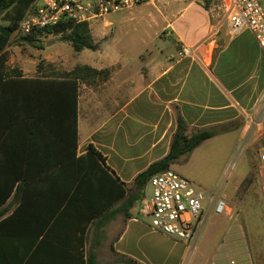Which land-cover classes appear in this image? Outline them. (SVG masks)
Listing matches in <instances>:
<instances>
[{
    "label": "crops",
    "instance_id": "obj_1",
    "mask_svg": "<svg viewBox=\"0 0 264 264\" xmlns=\"http://www.w3.org/2000/svg\"><path fill=\"white\" fill-rule=\"evenodd\" d=\"M152 1L156 0L147 3ZM154 5L149 8L148 22L156 31L172 36L173 49L165 47V51L143 60L136 81H132L124 63L121 73L109 74L96 85L79 83L75 156L93 147L104 158L106 171L118 179V185L99 173L95 164L83 167L71 160L60 138L59 122L52 117L47 121L30 120L26 125L18 118L0 133V264H82L83 250L97 241L94 226H86L81 236V220H75L77 226H73L71 218L49 217L51 209L63 207L66 193L73 195L82 168L83 175L92 172L101 178L85 182L84 195L77 197L73 210L86 206L83 216L99 210H121L98 230L102 235L95 250L98 264H116V254L140 264H179L185 256L181 244L152 231L138 214L139 208L135 210L137 203L130 209L125 198L130 196L134 178L168 154L178 118L188 135L226 129L208 140L235 131L239 140L243 124L244 132L255 126L264 115V52L250 32L232 36L226 25L213 42L207 40L210 26L217 21L208 0H193L172 12L171 17ZM191 10L193 15L189 14ZM219 16L216 14V18ZM178 42L198 46L202 55L213 49L210 64L205 58L204 63L177 59L171 51H176ZM168 49L170 54H166ZM10 68L19 69L25 79L48 75ZM185 156L170 168L183 162ZM180 173L185 175V171ZM121 192L122 198L116 201Z\"/></svg>",
    "mask_w": 264,
    "mask_h": 264
},
{
    "label": "rangeland",
    "instance_id": "obj_2",
    "mask_svg": "<svg viewBox=\"0 0 264 264\" xmlns=\"http://www.w3.org/2000/svg\"><path fill=\"white\" fill-rule=\"evenodd\" d=\"M192 1L156 0L91 23L89 30L98 45L96 51L75 53L68 42L54 35L37 36L33 46L14 34L6 49L9 66L34 72L40 64L43 68L41 72L56 75L77 65H88L112 74L121 73L126 63L125 70L132 81H136L141 74L143 60L150 54L157 55L159 50L165 51V47L173 49L172 36L169 38L167 32L156 31L152 22H148L151 19L149 8H154L156 3L167 17H171L172 12ZM208 1L215 20L219 19L220 16L216 18V14H221L219 1ZM189 14L193 15L194 10ZM175 48L176 51L171 53L177 58V43ZM170 50L166 54H170ZM258 123L259 126L247 128L245 132L243 124L239 129L242 133L239 140L235 131L206 141L186 154L183 162L170 168L180 175V171H185V175L181 176L209 193H214L228 174L220 193L228 211L208 216L190 264L206 261L216 252L226 234H229L227 241L233 242L230 247L235 248L236 253L244 255L249 252L253 264H264V175L260 162V155L264 154V115L260 116ZM149 192L150 189H147ZM139 206L140 201L135 210Z\"/></svg>",
    "mask_w": 264,
    "mask_h": 264
},
{
    "label": "trees",
    "instance_id": "obj_3",
    "mask_svg": "<svg viewBox=\"0 0 264 264\" xmlns=\"http://www.w3.org/2000/svg\"><path fill=\"white\" fill-rule=\"evenodd\" d=\"M36 0H0V133L5 129H9L14 121L18 118L26 122L32 120L47 121L48 117H52L59 122L60 138L65 142L68 156L71 160H75L77 165L87 167L88 165H96L99 173L108 177L115 185H118V179L113 178L106 170L104 158L93 147L89 146L87 152L76 158L77 147V97L79 83L83 82L88 86L96 85L100 80H106L109 76L107 70H97L88 65H77L72 70L59 74H48L40 77L25 79L21 78L20 70L10 68L8 66L9 55L6 51L10 44L12 36L18 29L19 22L25 16L29 7ZM5 22L6 24H2ZM54 35L59 36L61 40L68 42L75 53L83 50L96 51L98 45L94 43L89 25L87 23H75L72 20L64 19L54 26L40 29L32 32L30 36L21 37L24 41L35 46V38L37 36ZM41 65H37L36 71H42ZM48 108L49 112L40 113L32 112L33 109ZM45 114L46 116H42ZM36 117V118H35ZM46 117V118H45ZM54 132V131H53ZM222 133L217 129L199 130L190 135L187 134V128L183 121L178 118L177 128L170 142L168 154L161 160L153 162L144 171L140 172L133 180V187L129 198H125V204L129 202L132 209L136 203L142 199V193L149 179L165 170L170 169L180 157L192 152L202 142L213 138L217 134ZM70 160V159H67ZM63 162V161H61ZM69 162V161H68ZM80 169V168H79ZM85 169V168H84ZM77 175L75 181V191L73 195L66 193L64 195L63 207L60 209H51L50 216H58L59 218L73 219V226H77L75 220L83 222V228L79 231L82 236L86 230V226L92 225L97 231V241L83 250L82 264H98L96 248L99 246L102 235L99 229L106 222L111 220L115 212L99 210L93 215L83 216L84 207L73 210V203L78 196H83V188L85 182H93L101 178L98 173H88L87 176L82 174L84 170ZM120 187V186H119ZM122 191V190H121ZM122 198L116 196V201ZM65 204V205H64ZM81 247H84L83 239L80 237ZM112 251H113V247ZM116 264H140L128 257L116 254Z\"/></svg>",
    "mask_w": 264,
    "mask_h": 264
},
{
    "label": "built area",
    "instance_id": "obj_4",
    "mask_svg": "<svg viewBox=\"0 0 264 264\" xmlns=\"http://www.w3.org/2000/svg\"><path fill=\"white\" fill-rule=\"evenodd\" d=\"M150 0H36L19 22L15 35L27 37L34 31L57 25L64 19L75 23H91L146 4ZM221 17L209 28L208 39L213 42L220 29L226 25L229 34L250 32L258 47L264 52V0H218ZM177 59L189 58L210 64L212 51L199 54L198 46L177 43ZM259 122V121H258ZM256 122L255 125L259 126ZM250 128V127H249ZM264 175V154L260 155ZM228 174L220 181L218 189L209 193L193 181L168 169L152 176L148 181L149 193L140 202L138 214L147 220L148 227L163 234L186 249L179 264H190L197 249L202 230L211 213L221 215L228 211L221 189ZM229 234L208 259L206 264H253L249 255L236 253L227 241ZM245 247L247 245L245 243ZM246 257V258H244Z\"/></svg>",
    "mask_w": 264,
    "mask_h": 264
}]
</instances>
